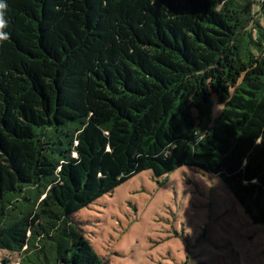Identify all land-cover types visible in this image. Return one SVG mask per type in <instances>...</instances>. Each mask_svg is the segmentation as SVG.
<instances>
[{
  "label": "trees",
  "instance_id": "trees-1",
  "mask_svg": "<svg viewBox=\"0 0 264 264\" xmlns=\"http://www.w3.org/2000/svg\"><path fill=\"white\" fill-rule=\"evenodd\" d=\"M7 4L0 249L17 264H106L72 215L144 170L218 175L264 225V0Z\"/></svg>",
  "mask_w": 264,
  "mask_h": 264
},
{
  "label": "rangeland",
  "instance_id": "rangeland-1",
  "mask_svg": "<svg viewBox=\"0 0 264 264\" xmlns=\"http://www.w3.org/2000/svg\"><path fill=\"white\" fill-rule=\"evenodd\" d=\"M223 106L215 100L214 116ZM72 216L106 264H264V225L218 175L193 167L144 170ZM21 258L0 249V264Z\"/></svg>",
  "mask_w": 264,
  "mask_h": 264
},
{
  "label": "clouds",
  "instance_id": "clouds-1",
  "mask_svg": "<svg viewBox=\"0 0 264 264\" xmlns=\"http://www.w3.org/2000/svg\"><path fill=\"white\" fill-rule=\"evenodd\" d=\"M7 9V0H0V40L8 38V33L5 31V28L8 26V20L6 19Z\"/></svg>",
  "mask_w": 264,
  "mask_h": 264
}]
</instances>
